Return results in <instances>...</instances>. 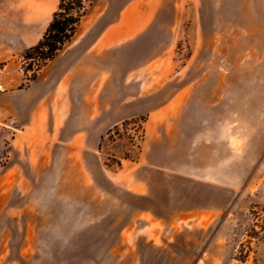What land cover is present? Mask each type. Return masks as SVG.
<instances>
[{
  "label": "rangeland",
  "instance_id": "374dc122",
  "mask_svg": "<svg viewBox=\"0 0 264 264\" xmlns=\"http://www.w3.org/2000/svg\"><path fill=\"white\" fill-rule=\"evenodd\" d=\"M164 1L174 72L114 123L26 56L59 0H0V264H264V0Z\"/></svg>",
  "mask_w": 264,
  "mask_h": 264
},
{
  "label": "crops",
  "instance_id": "0c3cea01",
  "mask_svg": "<svg viewBox=\"0 0 264 264\" xmlns=\"http://www.w3.org/2000/svg\"><path fill=\"white\" fill-rule=\"evenodd\" d=\"M164 3L129 2L95 37H82L79 44L64 46L66 108L74 101L79 108L90 105L113 110L106 116L115 123L140 113L146 107V97L169 84L174 59L166 50L175 33L173 21L160 19ZM175 8L173 3L174 14ZM161 38L166 40L162 43Z\"/></svg>",
  "mask_w": 264,
  "mask_h": 264
},
{
  "label": "trees",
  "instance_id": "16d2710c",
  "mask_svg": "<svg viewBox=\"0 0 264 264\" xmlns=\"http://www.w3.org/2000/svg\"><path fill=\"white\" fill-rule=\"evenodd\" d=\"M86 0H59L56 11L41 40L27 50V57H39L42 63L55 57L74 36L86 12Z\"/></svg>",
  "mask_w": 264,
  "mask_h": 264
}]
</instances>
